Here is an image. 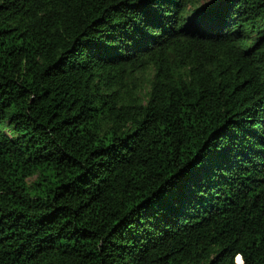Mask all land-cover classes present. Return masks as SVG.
Here are the masks:
<instances>
[{
	"label": "trees",
	"instance_id": "16d2710c",
	"mask_svg": "<svg viewBox=\"0 0 264 264\" xmlns=\"http://www.w3.org/2000/svg\"><path fill=\"white\" fill-rule=\"evenodd\" d=\"M237 255L264 264V0H0V264Z\"/></svg>",
	"mask_w": 264,
	"mask_h": 264
},
{
	"label": "snow or ice",
	"instance_id": "6c2138e0",
	"mask_svg": "<svg viewBox=\"0 0 264 264\" xmlns=\"http://www.w3.org/2000/svg\"><path fill=\"white\" fill-rule=\"evenodd\" d=\"M125 2H127V0H125ZM133 6H134V5H133ZM236 259H237V261H239V262H240V264H243V261L241 260V258H240V256H239V255H237Z\"/></svg>",
	"mask_w": 264,
	"mask_h": 264
},
{
	"label": "water",
	"instance_id": "95a60500",
	"mask_svg": "<svg viewBox=\"0 0 264 264\" xmlns=\"http://www.w3.org/2000/svg\"><path fill=\"white\" fill-rule=\"evenodd\" d=\"M240 258H241V256H240ZM241 259H242V258H241ZM236 263L239 264V262L237 261V259H236Z\"/></svg>",
	"mask_w": 264,
	"mask_h": 264
},
{
	"label": "rangeland",
	"instance_id": "374dc122",
	"mask_svg": "<svg viewBox=\"0 0 264 264\" xmlns=\"http://www.w3.org/2000/svg\"><path fill=\"white\" fill-rule=\"evenodd\" d=\"M203 2L207 1V0H202Z\"/></svg>",
	"mask_w": 264,
	"mask_h": 264
}]
</instances>
